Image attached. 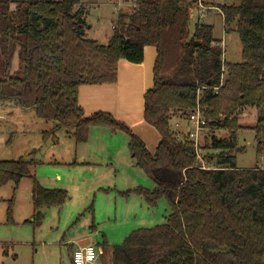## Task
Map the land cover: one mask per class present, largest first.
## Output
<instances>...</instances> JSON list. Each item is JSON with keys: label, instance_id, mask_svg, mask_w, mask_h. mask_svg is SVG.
<instances>
[{"label": "trees", "instance_id": "1", "mask_svg": "<svg viewBox=\"0 0 264 264\" xmlns=\"http://www.w3.org/2000/svg\"><path fill=\"white\" fill-rule=\"evenodd\" d=\"M194 1L135 0L101 44L84 32L83 8L75 7L80 0H0V101L35 106L37 118L72 128L76 143L88 139L91 127L125 132L135 165L155 186L122 194H137L149 206L168 200L165 223L134 229L120 244L104 238L105 264H264V167L240 168L236 159L245 150L238 145L244 128L254 131L256 154L264 156V0L219 5L224 31L239 35L240 62L223 60L213 24L198 21L190 32ZM147 46L155 58L143 117L160 135L153 153L125 122L108 112L87 115L79 103L81 86L115 84L120 61L142 63ZM16 52L23 66L10 72ZM248 106L257 111L251 126L239 120ZM197 107L205 120L202 144L191 134L179 138L170 123ZM222 130L226 135L217 137ZM202 150L218 152L203 154L198 167ZM34 164L0 160V186L13 182L15 192L23 177L31 179L33 212L25 222L39 226L42 209L62 206L68 192L41 185ZM12 206L10 198V224ZM1 247L8 255L9 244Z\"/></svg>", "mask_w": 264, "mask_h": 264}, {"label": "rangeland", "instance_id": "2", "mask_svg": "<svg viewBox=\"0 0 264 264\" xmlns=\"http://www.w3.org/2000/svg\"><path fill=\"white\" fill-rule=\"evenodd\" d=\"M134 2L135 0H80L75 7L83 5L84 18L88 26H92L84 31L86 36L106 44L118 13L130 11L135 6ZM238 2L239 0H195L191 8L190 32H193L198 21L213 24L214 36L220 40L223 48L222 58L228 62L242 61V46L236 32L224 31L219 5ZM11 6L14 7V4ZM201 12L205 13L204 16ZM22 66L23 61L16 52L10 72L17 71ZM13 103L21 109L7 112L1 107L4 105H1L3 103L0 101V113L5 116L0 118V160H17L21 157L27 160L33 159L35 164L31 167V172L41 185L46 188L65 189L68 192V199L60 207L42 209L44 215L42 223L33 226L25 222L30 216H25L26 203L22 202L25 197L27 199L29 197L32 188L31 179L23 177L15 192L13 182L0 186V221H4L0 224L1 263L72 264L70 244H76L80 238L88 237L101 246L104 238L110 245L120 244L134 229L166 222L170 213L166 197L159 198L155 205L149 206L137 194L132 193L127 197L122 194L137 186L148 189L155 186V182L135 165L133 157L132 166L135 168L129 161L121 162L125 167L116 173L97 171L99 168L91 171L84 169L85 165L82 164L81 159L87 152L90 149L98 150L99 147H103L95 138L115 139L116 141L104 147L111 150L117 148L119 152L122 139L123 143L129 140L125 132L112 131L107 127H91L90 141L85 143L87 139L85 142L76 143L71 136L72 128L65 125L56 126L55 121L37 118L35 106L21 107L17 102L13 101ZM128 115H135L132 120L131 117L124 119L131 123L130 127L153 153L160 138L159 133L142 117H138L136 112ZM256 116V109L248 106L242 111L239 120L241 124L251 126L255 124ZM170 123L179 138L193 135L194 131L198 132L197 137L193 136V139L198 144H202L206 129H196L190 116L184 119L179 114H175ZM215 134L221 137L225 136L226 132L216 131ZM238 145L245 147V150L236 153L238 167L250 168L255 165L264 167V156L257 155L255 151L256 140L252 129L244 128L238 131ZM123 148V153L130 156L126 144H123ZM216 152L218 151H200L199 161L202 166L203 163L205 164L202 155ZM75 161L79 165H75ZM96 165L102 166V164ZM106 168L104 166L103 170ZM10 198H13L12 215L14 216L15 210L16 219L12 224L6 223V209ZM93 224L95 229H92ZM4 243L9 244L8 255L2 253L1 245ZM102 249L103 261H108L109 249L103 247Z\"/></svg>", "mask_w": 264, "mask_h": 264}, {"label": "crops", "instance_id": "3", "mask_svg": "<svg viewBox=\"0 0 264 264\" xmlns=\"http://www.w3.org/2000/svg\"><path fill=\"white\" fill-rule=\"evenodd\" d=\"M80 6H82L83 8L82 4ZM91 27L92 26L90 25L87 27V29H90ZM154 58L155 49L151 46H147L144 50V61L142 63L134 64L130 62H125L126 60L120 61L118 66V79L115 84L81 86L79 89V103L83 107L85 114L89 115L98 111L108 112L115 118H119L121 119V121L123 120V122H125L129 126L131 125V123L128 122L126 119L131 117L130 119L132 120L133 116L135 115L129 116L128 114H134L136 112V115H138V117L140 116L144 119L143 96L146 91L152 87V66ZM1 103H3L1 105H4L1 107L7 110V112H10L11 110L21 109L16 104H14L13 101H1ZM4 117V114L0 113V118ZM124 117L126 119H124ZM92 128H90L89 130L88 140L85 143H88V141H90L89 139ZM144 128L146 129V127ZM96 139L101 142L100 144H102L103 147H99L98 150L90 149L87 152V154L81 159L83 160L82 164L85 165L84 169L91 171L99 168L97 171L116 173L117 171L123 170V167H125L124 164H122L121 162L129 161L130 165H133L132 155L129 154L130 156H128L127 154L125 155L123 153V144H126L128 148V141H125L123 143L122 139V147L118 152L117 148L111 150L110 148L104 147L116 141L115 139L95 138V140ZM159 140L160 138H158V142ZM74 164L79 165L77 161H75ZM95 164H102V166H95ZM103 165L107 167L106 170H103ZM132 167L135 168L134 166ZM127 170L130 171L129 168ZM22 202L26 203V207L24 210L25 216H31L33 212L31 190L28 199L25 197ZM13 219L15 222V210ZM3 222L4 221L1 220L0 224ZM85 238L78 239L76 241V244L74 245L70 244V261L71 250L73 249L72 247L77 245L79 241ZM2 263L4 264V262Z\"/></svg>", "mask_w": 264, "mask_h": 264}, {"label": "built area", "instance_id": "4", "mask_svg": "<svg viewBox=\"0 0 264 264\" xmlns=\"http://www.w3.org/2000/svg\"><path fill=\"white\" fill-rule=\"evenodd\" d=\"M204 16V12H201ZM203 19V18H201ZM190 118L196 125V129L203 128L205 120L202 116L201 109H197L190 114ZM198 132H193L192 138L197 137ZM194 140V139H193ZM195 141V140H194ZM196 142V141H195ZM104 251L101 245H97L90 240L89 243L82 245H75L71 250V263L72 264H105L103 261Z\"/></svg>", "mask_w": 264, "mask_h": 264}, {"label": "water", "instance_id": "5", "mask_svg": "<svg viewBox=\"0 0 264 264\" xmlns=\"http://www.w3.org/2000/svg\"><path fill=\"white\" fill-rule=\"evenodd\" d=\"M197 166L198 167H201L202 166V163L199 160L197 162ZM89 242H90V238H85V239L79 241L77 244L78 245H82V244H86V243H89Z\"/></svg>", "mask_w": 264, "mask_h": 264}]
</instances>
